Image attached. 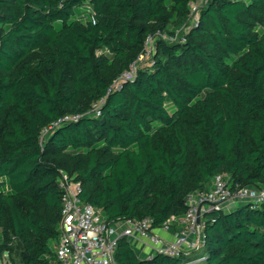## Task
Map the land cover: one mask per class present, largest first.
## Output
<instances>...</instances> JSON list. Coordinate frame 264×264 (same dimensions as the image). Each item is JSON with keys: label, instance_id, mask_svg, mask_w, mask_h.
Returning <instances> with one entry per match:
<instances>
[{"label": "trees", "instance_id": "16d2710c", "mask_svg": "<svg viewBox=\"0 0 264 264\" xmlns=\"http://www.w3.org/2000/svg\"><path fill=\"white\" fill-rule=\"evenodd\" d=\"M192 1L0 0V263L55 264L63 175L109 223L151 228L218 173L264 188V0H206L189 23ZM187 24L120 79L150 34ZM203 232L151 258L122 236L114 259L264 264V201L210 210Z\"/></svg>", "mask_w": 264, "mask_h": 264}, {"label": "built area", "instance_id": "2783aa9c", "mask_svg": "<svg viewBox=\"0 0 264 264\" xmlns=\"http://www.w3.org/2000/svg\"><path fill=\"white\" fill-rule=\"evenodd\" d=\"M206 0H196L190 3V18L194 22L198 11ZM170 41L182 40L179 31L170 33L158 30L150 34L144 44V50L131 67L123 72L120 79L133 78L142 65L151 63L156 51L158 39ZM93 113L100 114L99 105H94ZM78 115H64L55 124L62 120L76 119ZM52 128L45 129L48 132ZM62 189V220L60 224V238L55 246V264H116L114 254L118 239L122 236L128 238H147L153 246V252L145 255L151 258L157 252L179 256L182 252L199 249L204 241V218L214 208H224L226 202L238 199L243 203H260L264 201V188L243 186L234 191L228 183L225 173H218L214 177L210 189L195 190L186 196L187 210L181 216H172L161 227L169 230L178 226L175 238L164 239L151 228L152 220L144 218L140 221L125 220L129 224L120 228L118 223H109L102 210L90 203L83 202L80 197L81 184L79 181L69 179L63 175L60 179ZM185 260L180 264H196L203 260Z\"/></svg>", "mask_w": 264, "mask_h": 264}, {"label": "crops", "instance_id": "0c3cea01", "mask_svg": "<svg viewBox=\"0 0 264 264\" xmlns=\"http://www.w3.org/2000/svg\"><path fill=\"white\" fill-rule=\"evenodd\" d=\"M239 204H243V202L234 198V199H231L230 201L226 202L224 205V208L229 209V208H232V207L239 205ZM128 224L129 223L127 221H122V222L118 223V225L120 226L121 229H122V227L127 226ZM178 229H179L178 226H173L169 230H164V229L161 230V228H155V231L157 234H160L164 239L171 240V239L175 238V236L178 232ZM128 239L140 257H144L148 253L153 252V246L150 244V242L147 240V238L141 239L138 237H133V238H128Z\"/></svg>", "mask_w": 264, "mask_h": 264}, {"label": "rangeland", "instance_id": "374dc122", "mask_svg": "<svg viewBox=\"0 0 264 264\" xmlns=\"http://www.w3.org/2000/svg\"><path fill=\"white\" fill-rule=\"evenodd\" d=\"M191 22H192V20L189 21V23H191ZM188 27L189 26L187 24L186 26L184 25V26H181L180 28H178L180 36L183 35V33H185V31L188 29ZM14 246H15L17 252H18L19 249H20L19 243L15 242ZM16 257H18V255H16ZM0 264H11L10 260H9V256L7 254L4 256V258H3V260H2V262Z\"/></svg>", "mask_w": 264, "mask_h": 264}]
</instances>
